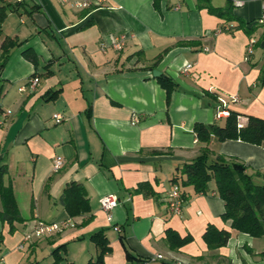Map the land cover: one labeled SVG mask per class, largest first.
I'll use <instances>...</instances> for the list:
<instances>
[{
    "label": "crops",
    "instance_id": "1",
    "mask_svg": "<svg viewBox=\"0 0 264 264\" xmlns=\"http://www.w3.org/2000/svg\"><path fill=\"white\" fill-rule=\"evenodd\" d=\"M179 2L174 10L173 0H12L0 46L4 37L21 44L0 70V164L23 222L0 218V264H51L64 243L73 244L67 262H94L90 236L98 231L110 248L101 264H264V236L223 221L215 182L196 194L181 187L179 172L207 147L209 161H237L264 184V139L251 146L212 137L205 145L194 132L196 124L224 125L227 117L216 118L220 96L237 98L228 110L242 126L247 117L264 120V0ZM228 4L236 19L209 11ZM154 70L177 84L168 98ZM56 160L62 165L53 169ZM71 183L83 186L91 207L73 218L59 202ZM175 185L185 203L178 215L166 203ZM107 195L118 201L110 222L100 207ZM37 222L63 226L25 243ZM210 225L230 234L226 246L207 248ZM167 230L191 242L171 249Z\"/></svg>",
    "mask_w": 264,
    "mask_h": 264
},
{
    "label": "trees",
    "instance_id": "2",
    "mask_svg": "<svg viewBox=\"0 0 264 264\" xmlns=\"http://www.w3.org/2000/svg\"><path fill=\"white\" fill-rule=\"evenodd\" d=\"M17 5L12 0H0V38L2 36V24L9 11L16 10ZM211 13L218 17L236 19L228 4L222 10L209 8ZM246 30V28H245ZM248 31V30H246ZM21 42L9 37L2 38L0 46V70L3 68L9 52L15 47H19ZM163 53L156 56L155 63L151 69L162 58ZM159 85L165 90L167 98L177 87V84L169 77L160 75L157 77ZM57 92H53L49 98H54ZM238 114L229 111L223 126L196 124L194 132L199 142L207 145L211 138H216L219 142L226 140H239L252 145H260L264 139V120L255 117H247L245 126L238 127ZM210 152L207 147L202 148L199 155L189 163H185L180 169L181 187H193L196 194H204L207 185L214 181L219 198L224 202L223 221H229L231 229L246 234L252 238L264 236V184L257 185L252 177L246 173L243 164L237 161H226L221 156H217L212 162L209 161ZM7 173L6 165L0 164V200L2 210L0 218L2 221L12 225L14 222H23L20 217L13 192L10 186L4 185V176ZM264 178V175H263ZM177 181V178L175 179ZM177 183V182H176ZM136 192H142L140 188ZM184 197V195H182ZM60 204L63 206L69 218L81 216L90 212V205L85 189L79 183L69 184L60 197ZM230 234L225 230H218L214 226H208L203 234V240L209 250H215L226 246ZM90 240L99 249V254L95 261L87 264H101L104 255L110 252L108 241L103 231L95 232L90 236ZM166 242L171 249L180 248L191 242V237H179L172 230L166 231ZM66 243L60 244L51 251V264H73L66 261ZM127 258L131 259L127 254ZM144 263L138 261V264Z\"/></svg>",
    "mask_w": 264,
    "mask_h": 264
},
{
    "label": "built area",
    "instance_id": "3",
    "mask_svg": "<svg viewBox=\"0 0 264 264\" xmlns=\"http://www.w3.org/2000/svg\"><path fill=\"white\" fill-rule=\"evenodd\" d=\"M174 1V5L172 6V8L174 10H179L180 9V5H179V1L181 0H173ZM236 5H239L240 3L238 1H234ZM123 39V37H122ZM120 43L118 40H114V47L115 48H120ZM254 44V40H250L249 41V47H248V51L247 53L251 52L252 46ZM192 67L191 64H187L183 69V72H187L190 68ZM38 83V79L35 77L33 79H29V84H28V89L30 91H33L34 88L37 86ZM237 100V98L235 96H220L218 97V101H219V107L217 109V113H216V118H224L227 117L229 115V110H228V104L229 102H235ZM54 119H55V123L56 124H60L63 120V118L60 115H54ZM241 124H238V127H241ZM62 165V161L61 160H56L54 163V168L53 169H58L60 168V166ZM166 203L167 206L169 208V210L171 211V213L178 215L180 214L181 210H182V206L184 203V198L182 196V193L179 189L178 186H173V188H171V190L167 193L166 196ZM118 206V201L116 199L115 196L113 195H107L104 196L100 199V207L101 209L107 214V219L110 222L111 221V214L110 212L115 209ZM62 224L59 223H55V222H49V223H45V222H37L32 231L27 233V235H24V239L23 241L25 243L27 242H31L34 238L39 239L40 237H47L50 235H54V233L60 232L62 229ZM22 245L20 246V248L22 249ZM155 259H162L161 256H156L151 258V260H155ZM142 264H147V262H144Z\"/></svg>",
    "mask_w": 264,
    "mask_h": 264
},
{
    "label": "rangeland",
    "instance_id": "4",
    "mask_svg": "<svg viewBox=\"0 0 264 264\" xmlns=\"http://www.w3.org/2000/svg\"><path fill=\"white\" fill-rule=\"evenodd\" d=\"M60 224V223H59ZM72 245L71 243L68 244V246L66 247V254H68V257L71 259V255L73 254L72 251ZM71 248V249H70ZM67 249H68V253H67ZM77 264H79V261H77Z\"/></svg>",
    "mask_w": 264,
    "mask_h": 264
},
{
    "label": "water",
    "instance_id": "5",
    "mask_svg": "<svg viewBox=\"0 0 264 264\" xmlns=\"http://www.w3.org/2000/svg\"><path fill=\"white\" fill-rule=\"evenodd\" d=\"M153 76H154V77L160 76V73L154 70V71H153Z\"/></svg>",
    "mask_w": 264,
    "mask_h": 264
}]
</instances>
